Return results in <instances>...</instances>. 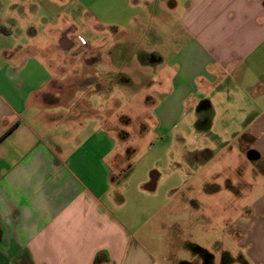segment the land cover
Segmentation results:
<instances>
[{
  "label": "crops",
  "instance_id": "obj_1",
  "mask_svg": "<svg viewBox=\"0 0 264 264\" xmlns=\"http://www.w3.org/2000/svg\"><path fill=\"white\" fill-rule=\"evenodd\" d=\"M167 4L177 11L179 44L168 58L172 71L164 79L165 95L152 101L156 129L169 126L174 105L188 103L198 113L192 118L196 131L217 147L186 150V166L200 165L196 176L237 140L246 147L245 159L264 163V0ZM162 8L161 0H0V264H157L150 239L169 230L172 221L161 219L141 234L138 216L141 205L149 212L143 222L168 216L169 199L134 202L133 193L125 202L118 189L131 172L123 175L133 149L109 123L105 105L72 99L76 88L82 97L94 89L107 94L115 83L111 78L122 73H100L96 65L102 56L89 47L83 60L69 53L72 63L62 68L53 57L45 61L21 34L29 24L27 34H35L27 15L41 14L48 36L59 38L67 52L80 46L68 33L80 15L101 31L124 35L131 26L147 44L145 39L152 34L156 39L157 33L146 16ZM14 31L20 39L12 38ZM134 44L141 63L156 69L165 61L162 51ZM74 62L81 67L72 70ZM217 123L220 129L212 130ZM219 172L201 177L197 188L215 195L221 187L211 178ZM159 178L151 172L139 189L155 191ZM235 184L230 178L227 191H235ZM228 226L248 255L257 254L255 246L264 250V193Z\"/></svg>",
  "mask_w": 264,
  "mask_h": 264
},
{
  "label": "rangeland",
  "instance_id": "obj_2",
  "mask_svg": "<svg viewBox=\"0 0 264 264\" xmlns=\"http://www.w3.org/2000/svg\"><path fill=\"white\" fill-rule=\"evenodd\" d=\"M161 1L163 2L162 11L159 9L153 17L146 16L145 19V23L150 24L157 33L156 39L153 34L145 39L147 44L142 41L145 37H140L141 34H132L131 26L125 28L123 35L121 32L98 30L87 25L86 18L83 16H76L78 25L69 28L68 33L76 37L77 43L85 42L88 44L87 47L100 53L102 62L96 65V69L100 73L121 72L126 76L124 81L128 80L130 83L116 81L111 88L108 87L107 94L94 89L83 97L82 89L76 88L72 99L90 101L93 107L105 105L110 116L109 123L116 125L115 129L119 127L118 134L125 138V142L133 149L130 159L131 172L121 181L118 189L125 198V202H131L130 195L133 193L137 195V200L134 202H162L169 199L167 209H171L172 212L168 216L160 214L157 218L143 222L149 215L143 205L138 216L141 234H147L161 219L172 221L169 230L159 231L155 238L150 239V244L157 255V264H178L180 261L189 262L192 259L194 263H198L199 257L192 247H187V244L208 252L214 264L225 262L227 264H263L264 256L258 253L264 250H259L255 246L254 252L257 254L248 255L245 243H238L236 234L231 231L228 224L233 223L238 214L245 212L255 203L256 198L264 193V163L245 159L243 151L246 147L243 143L241 144V140H237L232 148L216 155L207 167L198 171L196 176L195 171L200 165L194 168L186 166L184 161L186 150L190 147L198 148L200 145L217 148L209 139L210 137L205 138L207 137L205 133L196 131L199 127L194 124L192 118L197 116V111L188 103L174 105L169 126L157 129L155 127V102L152 101L159 102L165 95L166 80L164 79L172 71L168 58L179 44L176 37L179 31L176 22L177 11L167 6V0ZM177 1L180 4L184 0ZM27 16H31L36 33L29 36L27 32L30 24L28 27L25 26L21 34V37L25 39L23 41H29L34 45L32 49H36L45 61L53 57L56 65L62 68L70 66L72 59L68 55L78 49L79 44L73 46L70 51H64L59 47V38L49 37L46 33V21L43 15L32 12ZM58 20L60 19L57 18L56 21ZM16 33L18 32L14 31L12 38L20 39L19 34ZM139 42L146 49L156 48L162 51L165 61L158 67L155 65L156 69L152 65L141 63L134 46L136 45L134 43ZM89 54L88 51L85 57ZM72 67H74L72 70H75L80 68L81 64L75 63ZM154 79H160L163 83L158 85ZM217 129H220L219 123L215 124L212 130ZM216 151L215 149L214 153ZM127 161L128 159L125 161L124 168L127 167ZM229 164L232 165L230 166L232 170L227 168ZM222 165H226V168ZM122 171L121 168L116 175L120 176ZM153 171L160 177L155 191L150 193L146 189H139L143 183L150 180ZM215 172H219L220 175L211 180L215 179L221 190L215 192V195H206L203 188H197V184L205 175L213 176ZM230 178L236 183L235 191L232 193L226 189ZM241 180L247 184L244 185ZM146 194L147 197H145ZM238 194H242L241 198L235 196ZM217 197H221L225 202H220ZM192 203L197 206H193ZM127 209L126 206V212Z\"/></svg>",
  "mask_w": 264,
  "mask_h": 264
},
{
  "label": "flooded vegetation",
  "instance_id": "obj_3",
  "mask_svg": "<svg viewBox=\"0 0 264 264\" xmlns=\"http://www.w3.org/2000/svg\"><path fill=\"white\" fill-rule=\"evenodd\" d=\"M126 78V76L124 74H118L116 75L115 77L113 76L111 78V80L113 81H117V83L120 82H124L126 84H129L130 82L127 80V81H124ZM201 108V105L199 104L197 109L199 110ZM193 248V251L195 252V254H197V257H199V262L198 263H194V259H192L191 261L187 262V261H180L179 264H214L213 262V259H212V256L206 252L205 250H202L200 248H197V247H194V246H191ZM194 258V257H193ZM222 264H227L226 262L225 263H222Z\"/></svg>",
  "mask_w": 264,
  "mask_h": 264
},
{
  "label": "built area",
  "instance_id": "obj_4",
  "mask_svg": "<svg viewBox=\"0 0 264 264\" xmlns=\"http://www.w3.org/2000/svg\"><path fill=\"white\" fill-rule=\"evenodd\" d=\"M88 51H89V48L87 47L86 43L85 42H80L79 48L74 50L73 53H72L73 58L76 59V60H82V59H84V57L88 53Z\"/></svg>",
  "mask_w": 264,
  "mask_h": 264
},
{
  "label": "trees",
  "instance_id": "obj_5",
  "mask_svg": "<svg viewBox=\"0 0 264 264\" xmlns=\"http://www.w3.org/2000/svg\"><path fill=\"white\" fill-rule=\"evenodd\" d=\"M126 155H128V154H126ZM130 168H131V165L128 163L127 167L125 168L124 174H123L124 176H126L131 171Z\"/></svg>",
  "mask_w": 264,
  "mask_h": 264
},
{
  "label": "water",
  "instance_id": "obj_6",
  "mask_svg": "<svg viewBox=\"0 0 264 264\" xmlns=\"http://www.w3.org/2000/svg\"><path fill=\"white\" fill-rule=\"evenodd\" d=\"M248 157H249L250 159H253V158L255 157L254 152H250V151H249V153H248Z\"/></svg>",
  "mask_w": 264,
  "mask_h": 264
}]
</instances>
